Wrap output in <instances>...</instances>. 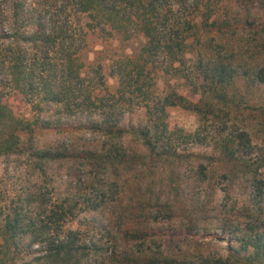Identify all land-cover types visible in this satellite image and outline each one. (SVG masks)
<instances>
[{"label":"trees","instance_id":"1","mask_svg":"<svg viewBox=\"0 0 264 264\" xmlns=\"http://www.w3.org/2000/svg\"><path fill=\"white\" fill-rule=\"evenodd\" d=\"M134 33L145 42L137 54L112 64L115 92L106 89L98 69L81 75L89 39ZM164 71L183 78L197 100L177 91L157 94L156 76ZM238 80L264 87V0H0V156L23 157L26 167L20 187L0 202V264H264V154L252 155L254 122L237 99ZM15 104L28 105L32 117L19 114ZM174 105L194 111L202 124L232 117L244 127H235L217 148L221 176L230 185L245 179L252 197L247 206L224 204V256L171 252L151 230L160 217V209L151 212L154 202L168 216L175 210L152 181L153 168H173L180 160L178 129L169 126L165 110ZM142 108L145 119L124 124L125 113ZM260 111L255 125L264 137ZM63 118H76L74 127L97 135L99 145L38 139L40 130L71 126ZM126 137L141 150L126 146ZM67 162L100 176L94 198L86 199L92 210L114 198L99 186L103 172H135L137 190L107 228L104 243L64 227L76 203L52 201L50 168ZM206 170L198 165L200 180ZM238 214L242 229L233 226Z\"/></svg>","mask_w":264,"mask_h":264},{"label":"rangeland","instance_id":"2","mask_svg":"<svg viewBox=\"0 0 264 264\" xmlns=\"http://www.w3.org/2000/svg\"><path fill=\"white\" fill-rule=\"evenodd\" d=\"M144 42L145 38L139 33H134L128 39H124L118 34L112 36L102 34L100 37L89 39L80 55V62L83 64L81 75H86L88 72L90 74L93 69H98L103 75L106 89L109 92H115L119 80L116 75L111 73L112 64L126 56L137 54ZM184 81L183 78L173 76L172 73L159 72L156 76V93L162 96L170 91H177L192 100H197L198 94L193 93ZM235 86L238 89L237 99L244 108L245 116L252 118V122H254V127L249 128L252 155L264 154V137L259 132L258 126L255 125L257 115L259 116L261 112L260 109L264 108V87L251 85L243 80H238ZM15 105L19 114L28 118L32 117L28 105ZM143 110L144 108L125 113L124 124H137L141 119H145ZM165 110L169 126L178 129V132L175 133L174 143L180 160L174 164L173 168L157 167L152 169V181L156 194L162 197V201H171L175 207L173 215L169 214L168 216L166 215L168 209L158 208L153 201L154 208L151 209V212L160 209V212L158 210L155 213L160 217L158 216L157 221L151 225L153 235L158 237V243L162 240V245L167 246L169 251L180 253V255L203 254L211 258L224 256L228 237L222 233L223 229L227 228L224 204H233L237 208L247 206L252 202V197L249 194V182L245 179L230 185L221 176L223 168L218 164V161L222 155H219L217 148L218 142L230 136V132L232 133L235 127L240 129L244 127L238 119L232 117L228 120L209 117L202 124L194 111L178 105L168 106ZM62 121L71 126L60 129V131L57 129L40 130L37 132L38 139L44 142H66L70 139L81 147L84 143L99 145L100 138L97 135L83 132L74 127L79 124L76 118H63ZM198 132L201 134L199 138L196 135L188 138L183 136ZM124 144L132 149L141 150L135 140L129 137L125 138ZM202 154L213 156V160L206 162L204 158L198 157ZM198 165L207 167L205 171L207 178L200 180L201 174L198 172ZM25 173L23 157L0 156L1 203L8 201L9 197L14 195L23 182L20 178L25 179ZM103 173L99 186L108 193L109 197L113 196L114 198L100 210H92L87 207L86 203V199L89 197L94 198L93 184L97 185L96 181L100 179L94 168L84 167L74 162L56 163L51 166L50 178L47 179L52 188L53 202L59 203L67 199L70 203H76L74 215L65 221L64 227L94 235V240L100 241V243H104L108 239L107 228L113 226L112 221L116 214L121 210V206L128 202L131 194L136 192L138 186V179L134 177L135 172L123 174L118 172L119 175L116 172H112L111 175L108 171ZM242 219L239 214L237 217L234 216L233 226L237 223L240 227L238 229H242ZM104 247L107 246L104 245ZM15 264L21 263L17 260ZM114 264L119 263L114 262Z\"/></svg>","mask_w":264,"mask_h":264}]
</instances>
